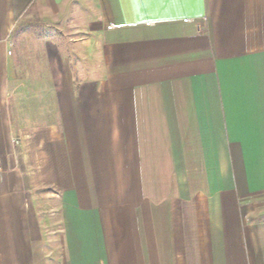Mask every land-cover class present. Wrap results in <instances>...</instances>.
I'll use <instances>...</instances> for the list:
<instances>
[{
  "label": "crops",
  "instance_id": "obj_1",
  "mask_svg": "<svg viewBox=\"0 0 264 264\" xmlns=\"http://www.w3.org/2000/svg\"><path fill=\"white\" fill-rule=\"evenodd\" d=\"M38 1L75 38L20 80L0 0V264H264V0Z\"/></svg>",
  "mask_w": 264,
  "mask_h": 264
},
{
  "label": "rangeland",
  "instance_id": "obj_2",
  "mask_svg": "<svg viewBox=\"0 0 264 264\" xmlns=\"http://www.w3.org/2000/svg\"><path fill=\"white\" fill-rule=\"evenodd\" d=\"M28 1L16 0L14 2L12 0V5L14 7L15 4L17 10L15 11V25L9 35L10 51L18 64L20 80L27 76L28 58L35 59L36 63H42L47 50L50 49L51 52H55L53 40H59V38L66 40L67 36H73L75 33L72 28L66 27L68 24L66 20L72 18L65 16L63 19L60 18L61 22L60 19L54 20V18H58V13L44 12L38 0H30V4L24 8ZM43 210L49 209L45 207Z\"/></svg>",
  "mask_w": 264,
  "mask_h": 264
},
{
  "label": "trees",
  "instance_id": "obj_3",
  "mask_svg": "<svg viewBox=\"0 0 264 264\" xmlns=\"http://www.w3.org/2000/svg\"><path fill=\"white\" fill-rule=\"evenodd\" d=\"M13 1L15 2L16 0H13ZM30 2H31V1L29 0V1L24 5V8L27 7V5L30 4ZM13 8H14V11L17 10L15 4H14V7H13ZM24 8H23V9H24Z\"/></svg>",
  "mask_w": 264,
  "mask_h": 264
}]
</instances>
